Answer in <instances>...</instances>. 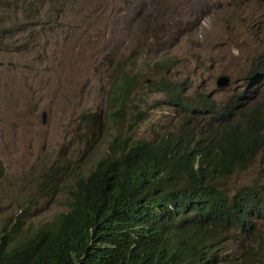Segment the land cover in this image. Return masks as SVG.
Returning a JSON list of instances; mask_svg holds the SVG:
<instances>
[{"label": "rangeland", "instance_id": "1", "mask_svg": "<svg viewBox=\"0 0 264 264\" xmlns=\"http://www.w3.org/2000/svg\"><path fill=\"white\" fill-rule=\"evenodd\" d=\"M42 3L0 0V231L14 227L17 238L67 207L64 182L47 194L38 187L41 172L49 165L86 170L116 132L125 134L137 100L146 115L133 125L134 133L149 137L173 121L176 126L182 111L142 84L153 73L186 75L193 79L190 95L203 94L214 105L232 89L259 86L264 93V80L245 83L248 63L264 52V0ZM49 7L60 14L54 17ZM156 55L160 67L150 68ZM118 63L136 72L141 82L136 90L111 87L120 74ZM221 72L230 82L217 88ZM117 95L123 102L112 101ZM93 113L99 115L96 128ZM63 157L68 162L58 161ZM217 181L227 188L264 186V152ZM261 233L264 241V224ZM225 241L220 250L234 264H264L260 252L243 248L239 254L238 242Z\"/></svg>", "mask_w": 264, "mask_h": 264}, {"label": "trees", "instance_id": "2", "mask_svg": "<svg viewBox=\"0 0 264 264\" xmlns=\"http://www.w3.org/2000/svg\"><path fill=\"white\" fill-rule=\"evenodd\" d=\"M48 1L26 0L40 7ZM245 77L264 78V54ZM119 80L135 87L134 74L122 71ZM186 88L162 79L157 86L183 113L177 131L136 140L117 156L109 155L108 144L83 174L58 165L41 172L38 187L47 194L64 182L67 209L28 236L0 231V264H234L218 251L223 236L260 252L264 261V186L249 183L228 194L216 183L264 148L260 104L237 92L219 108L213 127L202 119L211 105L201 96L189 99Z\"/></svg>", "mask_w": 264, "mask_h": 264}, {"label": "clouds", "instance_id": "3", "mask_svg": "<svg viewBox=\"0 0 264 264\" xmlns=\"http://www.w3.org/2000/svg\"><path fill=\"white\" fill-rule=\"evenodd\" d=\"M264 54V52H261V53H257L253 58H252V60L248 63V66H249V68H250V66H252V64L255 62V60H256V58L258 57V56H261V55H263ZM166 59H168L167 57H166ZM159 64H161V62H160V59H159V56H155V62H154V64H153V66H151L150 68H158V67H160V65ZM118 66H119V69H120V74L117 76V82H115V83H112L111 84V87L113 88L114 86H116V85H124L120 80H119V76L121 75V73H122V71H126V72H128V74H134L135 75V77H136V83H135V87L134 88H132V87H129V86H127V88L130 90V89H137L138 87H139V85L141 84V82L138 80V78H137V76H136V72L135 71H133L132 70V68L131 67H127V66H122V65H120L119 63H118ZM162 69H165L166 70V67H161ZM248 68V69H249ZM147 69L149 70V65H148V67H147ZM248 71V70H247ZM247 73V72H246ZM223 74H225L227 77H228V81H227V83L226 84H222V85H217V83H216V79H217V77L219 76V75H223ZM245 76H246V74H245ZM246 78V77H245ZM160 79H162V80H164V81H167V82H172L173 84H179L180 82H184V84H186L187 85V88L185 89V91H184V95L186 96V95H188L189 94V99H192V100H194L193 98H192V96L193 97H195L196 95H190V94H192V92H193V87H194V85H193V79H191V78H188L186 75H184L183 77H180L179 76V74L178 73H176V72H173V73H167V71H164V72H162V73H153L152 74V77L151 78H149V81H147V82H143L142 84L144 85V87L148 90V91H150V92H157V93H159V94H161V96H162V99H161V101L162 102H164V103H166V104H169V105H172V106H174V107H176L173 103H170L169 101H168V99H167V94H163V93H161V92H159V91H157V86H158V82H159V80ZM255 80V79H254ZM264 80V78H261V79H259L257 82L258 83H261V81H263ZM252 81V80H251ZM229 82H230V78H229V75L227 74V73H219L216 77H215V80H214V84H215V86L217 87V88H221V87H224V86H228L229 85ZM248 82H250V80L249 79H247L246 78V84L248 83ZM264 84V82L263 83H261V85H263ZM260 85V84H259ZM244 87V86H243ZM259 87V86H258ZM252 88V89H247V88H244V89H241V90H231V92L226 96V97H224L218 104H216V105H214L213 104V102L211 101H208L206 98H205V95H201V102H205V104L206 105H211V109H209L208 111H206L204 114H203V116H202V119H203V121L204 122H206V123H208L209 125H211V126H213V127H217L218 126V123H217V116H218V111H219V108L222 106V105H224L225 104V102L227 101V99H229L230 97H234L235 95H237V92H242L243 93V91H245V94H247V95H252L253 96V98H252V101L253 102H258L259 104H260V108H261V110L263 111V113H264V93L262 92V90H261V88ZM129 95V94H128ZM197 96H200V95H197ZM118 98H120V99H117L116 101H113V102H123V96L122 97H120V96H118ZM129 100V99H128ZM104 104L106 103V102H109V98L106 96L105 98H104ZM134 105H137L138 106V111L136 110V108H134ZM106 106V105H105ZM128 106V105H127ZM146 106L148 107V104H146ZM107 107V106H106ZM132 109L134 110L133 111V113L131 114V118H132V120L129 122V124H128V126L126 127V130H125V134L123 135V136H120V132L118 131V132H116L108 141H107V144H106V149L104 150V152L107 150V148H108V144H110V147H111V149L109 150V155H111V156H117V155H119L120 154V152L126 147V146H128V145H130V144H132L133 142H135L136 140H144V141H154L155 139H157L159 136H161V135H164L165 133H167V132H175V131H177V129H178V127H177V125L179 124V121H180V119H181V117H182V115H183V113L181 114V116H180V118L178 119V121H177V123H176V126L175 127H173V123H174V121L172 122V125L169 127V128H167V129H165L164 130V132H154L153 134H151L149 137H144V136H140V135H138L137 133H134V128H133V125H135L137 122H139V121H141V120H143L144 119V117H145V111H143V110H141L140 109V105H139V102H138V100L136 101V104L135 103H133L132 104ZM117 111H119L120 112V107H118L117 108ZM122 113H123V111H121ZM210 114H213L214 115V118L213 117H210ZM81 116H83L82 118H81ZM85 116H86V114H80L79 115V118H80V120H83V119H85ZM234 117L236 118V119H238V118H240V114L238 113V111L236 110V114L234 115ZM92 118H93V124H94V127L96 128L97 126H98V124H99V115L97 114V113H93L92 114ZM185 119L187 120V117H186V115H185ZM208 119H211V122H208ZM41 120L43 121V115H42V112H41ZM41 121V122H42ZM90 121H91V119H90ZM187 122H188V120H187ZM126 123H128V120L126 121ZM184 126H185V124H184ZM262 130L264 131V125H263V128H262ZM83 131H86V130H83ZM83 131L81 132V134L83 135ZM87 132V131H86ZM87 136H88V134H87ZM87 136L85 137L86 139H87ZM84 137V136H83ZM103 152V153H104ZM263 153L264 152V148L253 158V160H252V162L249 164V165H247L246 167H248V166H250L252 163H253V161L256 159V157L260 154V153ZM102 153V154H103ZM101 154V155H102ZM100 156V155H99ZM96 157H98V156H96ZM96 157H94V158H96ZM94 158H92L91 159V163H92V160L94 159ZM90 163V164H91ZM89 164V165H90ZM89 167V166H88ZM246 167H236L235 169H233V171L232 172H234L236 169H244V168H246ZM88 169V168H87ZM86 169V170H87ZM86 170H82L81 171V173L83 174V173H85L86 172ZM231 172V173H232ZM231 173H229L227 176H229ZM227 176H223V177H227ZM223 177H218V178H223ZM218 178L216 179V183L219 185V187L220 188H222L224 191H226L228 194H231L235 189H237L238 187H240L241 185H245V184H249V183H243V184H239V185H237V186H235L234 188H227V187H225V186H223L222 184H220V183H218ZM229 190H231V191H229ZM66 209H67V207H66ZM39 226V225H38ZM37 226V227H38ZM36 227V228H37ZM263 227V226H262ZM262 227H261V229H262ZM35 228V229H36ZM34 229V230H35ZM33 230V231H34ZM6 231H10V232H12V236H14V232H15V230H13V231H11V230H6ZM32 231V232H33ZM31 232V233H32ZM262 234V233H261ZM30 235V234H29ZM223 239H225L226 241L225 242H227V240H229V239H227L225 236H223L222 237ZM221 247H223V244L222 245H220V247H219V249H218V251L219 252H222L223 254H224V258H225V260H228L226 257H225V250H220L221 249ZM239 247V246H238ZM243 249V247L241 246V250Z\"/></svg>", "mask_w": 264, "mask_h": 264}, {"label": "water", "instance_id": "4", "mask_svg": "<svg viewBox=\"0 0 264 264\" xmlns=\"http://www.w3.org/2000/svg\"><path fill=\"white\" fill-rule=\"evenodd\" d=\"M228 81V77L223 74V75H219L216 79V83L217 85H222V84H226ZM42 115H43V112H42ZM42 121V120H41Z\"/></svg>", "mask_w": 264, "mask_h": 264}]
</instances>
